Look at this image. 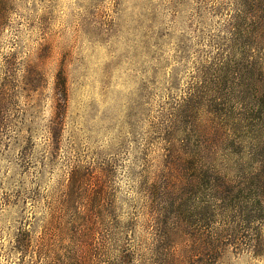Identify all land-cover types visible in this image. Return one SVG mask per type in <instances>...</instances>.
I'll use <instances>...</instances> for the list:
<instances>
[{"label":"rangeland","instance_id":"374dc122","mask_svg":"<svg viewBox=\"0 0 264 264\" xmlns=\"http://www.w3.org/2000/svg\"><path fill=\"white\" fill-rule=\"evenodd\" d=\"M67 195L99 264H264V0H0V264Z\"/></svg>","mask_w":264,"mask_h":264},{"label":"trees","instance_id":"16d2710c","mask_svg":"<svg viewBox=\"0 0 264 264\" xmlns=\"http://www.w3.org/2000/svg\"><path fill=\"white\" fill-rule=\"evenodd\" d=\"M59 128L60 126L56 125L55 130ZM85 173L81 167L72 169L69 182L72 193L82 192ZM66 198L50 208L43 234L33 250L34 255L53 261L50 264H99L109 252V243L106 238H102L103 244L99 245L95 239L99 226L97 217L90 209L92 202L81 205L71 200V196L67 195ZM66 240L69 241V246L62 248L61 244ZM18 244H23L22 249L25 253L32 249L26 238L18 240ZM216 254L220 252L214 249L211 255ZM128 259L122 258L124 264L128 263Z\"/></svg>","mask_w":264,"mask_h":264}]
</instances>
